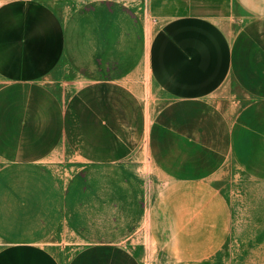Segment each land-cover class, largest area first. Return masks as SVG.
Returning a JSON list of instances; mask_svg holds the SVG:
<instances>
[{
    "label": "crops",
    "instance_id": "obj_1",
    "mask_svg": "<svg viewBox=\"0 0 264 264\" xmlns=\"http://www.w3.org/2000/svg\"><path fill=\"white\" fill-rule=\"evenodd\" d=\"M82 5L80 12L77 0H0V174L20 172L27 195L30 186L52 185L58 201L62 173L81 164L145 157L180 182L226 175L252 141V111L264 110V0ZM142 14L152 26H142ZM141 30L154 31L145 67L148 92L162 96L156 106L142 97L140 58L119 71ZM98 61L100 74L77 70ZM114 63L121 69L104 74ZM0 264L141 262L123 245L91 243L66 257L18 241L0 247Z\"/></svg>",
    "mask_w": 264,
    "mask_h": 264
},
{
    "label": "rangeland",
    "instance_id": "obj_2",
    "mask_svg": "<svg viewBox=\"0 0 264 264\" xmlns=\"http://www.w3.org/2000/svg\"><path fill=\"white\" fill-rule=\"evenodd\" d=\"M83 3L77 0L80 12ZM141 21L152 26L146 15ZM136 33L139 48L126 52L124 69L114 63L107 70L103 65V71H131L140 58L148 92L145 59L154 31ZM96 66L78 63L77 70L95 76L101 62ZM142 97L149 104L155 96L148 92ZM251 122L252 141L243 157L226 175L205 182L177 181L154 169L148 158L131 157L108 167L81 164L62 173L58 201L52 185L49 190L30 186L27 195L20 190V172H3L0 247L34 241L69 257L87 244L103 243L128 247L141 264H264V110H253Z\"/></svg>",
    "mask_w": 264,
    "mask_h": 264
}]
</instances>
